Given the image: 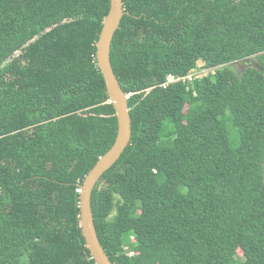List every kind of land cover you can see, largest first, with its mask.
<instances>
[{
	"label": "trees",
	"instance_id": "trees-1",
	"mask_svg": "<svg viewBox=\"0 0 264 264\" xmlns=\"http://www.w3.org/2000/svg\"><path fill=\"white\" fill-rule=\"evenodd\" d=\"M123 3L110 58L132 134L92 191L105 252L264 264V0ZM109 8L0 0V264H96L77 188L118 132L96 59ZM192 69L209 73L162 86Z\"/></svg>",
	"mask_w": 264,
	"mask_h": 264
},
{
	"label": "water",
	"instance_id": "water-1",
	"mask_svg": "<svg viewBox=\"0 0 264 264\" xmlns=\"http://www.w3.org/2000/svg\"><path fill=\"white\" fill-rule=\"evenodd\" d=\"M123 15V0H110V8L104 19L103 27L96 43V59L105 80L109 95L108 102L114 106L118 120V132L114 144L99 157L95 165L86 174L81 185L79 201L80 224L86 246L96 264L114 263L105 252L97 234L91 206L92 191L103 173L120 158L125 148L129 145L132 134L131 114L128 103L129 94L123 91L113 70L110 58L111 42Z\"/></svg>",
	"mask_w": 264,
	"mask_h": 264
},
{
	"label": "built area",
	"instance_id": "built-area-1",
	"mask_svg": "<svg viewBox=\"0 0 264 264\" xmlns=\"http://www.w3.org/2000/svg\"><path fill=\"white\" fill-rule=\"evenodd\" d=\"M199 66H202V64H199ZM208 69H203V70H197V69H192L187 75L185 76H174V75H169L167 77V81L162 84V86L166 87L169 83L178 81V80H188L192 79L193 76H198V77H203L205 74L208 73ZM207 72V73H206ZM77 191L80 193L81 192V186L77 188Z\"/></svg>",
	"mask_w": 264,
	"mask_h": 264
},
{
	"label": "rangeland",
	"instance_id": "rangeland-1",
	"mask_svg": "<svg viewBox=\"0 0 264 264\" xmlns=\"http://www.w3.org/2000/svg\"><path fill=\"white\" fill-rule=\"evenodd\" d=\"M199 63H202V62H199ZM227 66L229 68H231L232 70H234L235 72L240 73L241 71H243L248 66L258 67L259 64H258V60H257L256 56H251V57L243 59V60H239V61L229 63V64H227ZM238 253H239V255H242V251L239 250Z\"/></svg>",
	"mask_w": 264,
	"mask_h": 264
}]
</instances>
